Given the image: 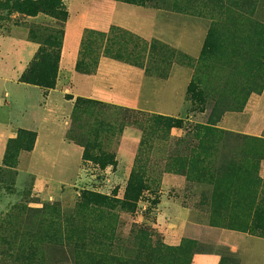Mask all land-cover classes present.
I'll list each match as a JSON object with an SVG mask.
<instances>
[{
	"label": "rangeland",
	"instance_id": "374dc122",
	"mask_svg": "<svg viewBox=\"0 0 264 264\" xmlns=\"http://www.w3.org/2000/svg\"><path fill=\"white\" fill-rule=\"evenodd\" d=\"M7 1L0 0V38L14 33L25 34L30 41L41 46L42 40L57 30L65 33L70 15L81 16L89 9L99 19L105 17L111 23L131 27L140 25L144 21L143 16H150L147 13H164L167 16H150L148 23L154 25L153 29L168 31L177 39L182 40L183 36L189 43H195L200 34L196 24L189 20L204 22L207 31L215 23L220 30L223 48L201 63L199 59L202 53L195 59L156 37L148 40H156L180 55L167 56L168 50L160 49L153 64L146 56L147 68L153 69L151 74H145L147 78L163 83L170 77L173 65L184 68L189 77L183 87L182 80L176 79L177 85L180 83L179 87L185 93L182 113L174 117L184 121L182 128L172 129L169 133L147 131L148 142L141 153L142 131L136 125L125 126L123 120L136 118L145 127L148 115L159 114L83 98L101 102L102 106L87 108L82 112L75 123H71V133H67L66 139L81 148L82 154V145L89 141L92 158L101 160L84 162L80 154L77 178H73L72 183L57 185L48 192L45 190L46 182L38 178H30L21 185L17 183L18 164L23 171L20 176L24 177L28 153L18 155L15 168L8 169L1 165L0 264H193L195 256L211 255L219 257V264H264V163L239 160V149L223 140L225 134H238L225 130L230 127L249 131L252 135L247 137L252 138V142L243 152L247 157H257L254 155L257 153L255 140L264 143V89L261 94L252 95L251 102L247 101L240 111L226 112L222 116L219 114V110L229 104L224 99L229 98L227 86L236 77L232 68L236 67L240 72L237 75L243 73L247 65H253L264 51V0H132L135 3L124 0H61L67 13L66 22L56 20L50 12L26 16L9 11ZM125 6H129V10L123 9ZM111 27L130 32L117 25ZM28 29L34 30L36 39L29 37ZM85 30L102 32L87 28L83 34ZM120 40L127 41L128 38L119 36ZM130 47L127 45L119 51L127 54ZM93 51L84 57L80 56V52L78 54L77 61L89 63L93 70L91 75L77 72L82 77L95 76L100 59L106 58L100 56L96 48ZM119 63L126 66H123L125 69H130L129 65ZM159 71H163L165 79L153 75ZM116 74L112 67L102 74L101 80L106 81L103 82L105 88L116 87L118 91L126 92L130 100H135L140 76L128 72L121 78ZM195 74L208 95L205 115L194 114L186 102L187 89ZM4 83L0 79L1 105L10 101L5 97L10 90L4 88ZM216 101L219 105L211 118L220 121L227 115L224 124L227 128H220L217 125L219 121L211 127L215 130L216 144L209 146L211 148L206 154L200 155L191 130L206 124ZM168 103L172 111L179 109L175 105L176 100L173 103L169 100ZM32 106L33 103H30L31 113L34 109ZM1 107L0 120H5L7 105ZM11 108L12 124L24 123L18 116L21 108ZM129 111L141 112L143 116ZM27 113L30 115L28 109ZM107 124L111 126L110 129L105 128ZM125 131L131 132L124 135ZM70 137L74 140H70ZM138 153L147 188L130 209L124 205V194ZM47 154L48 150L40 146L36 155L42 160ZM105 155L112 162L104 160ZM196 156L204 160L203 164L199 163L203 167L202 174H192L187 179L184 176L186 167ZM243 191L248 194L254 192L256 203L249 213L251 217L247 231L238 232L233 227L247 222L248 210L244 206L250 202L247 196L244 205L238 204ZM87 194L100 195L108 200L95 203L94 198L88 196L82 202ZM142 230L153 235L152 242L170 249L174 258L142 255L139 247L143 242L137 239ZM186 243L191 249L187 258L186 251L180 255L178 251L186 249Z\"/></svg>",
	"mask_w": 264,
	"mask_h": 264
},
{
	"label": "crops",
	"instance_id": "0c3cea01",
	"mask_svg": "<svg viewBox=\"0 0 264 264\" xmlns=\"http://www.w3.org/2000/svg\"><path fill=\"white\" fill-rule=\"evenodd\" d=\"M103 4L110 8L108 4ZM128 8L129 6L123 7L126 10H129ZM144 13L147 12L144 11ZM147 14L150 16H167L164 13L155 12ZM150 16H143L144 21L140 25L131 27L117 22H112V24L111 20H107L105 17L99 19L89 9L85 10L81 16H77L74 13L70 15V18L66 22L62 42L56 86L53 90L49 91H43L39 87L19 82L20 76L34 59L39 45L30 41L25 34L14 33L0 38V79H3L5 82L4 88L10 90V93H5V97L10 100L9 102L7 101L8 103H5L7 105V118L0 120V166L2 165L8 141L14 137L19 129L33 131L37 134L34 148L32 152L28 153V162L24 170V177L20 176L23 171L20 170L18 164L17 183L19 185L30 178H38L46 182L47 188L45 190L48 192L57 185L72 183L74 181L73 178H77L79 156L82 154V150L66 139V135L71 127V114L76 98H92L166 117L174 118L181 115V107L185 100V93L181 91V88L186 84L187 78L189 77L186 70L182 67L173 65L170 77L163 81V83L147 78L143 69L132 66H128L130 69H125L124 67L126 66L123 64L107 58L100 59L98 71L95 76L82 77L75 70L83 30L92 28L106 32L112 25L127 28L130 32L146 41L156 37L180 48L191 58L196 59L199 57L207 35L206 32L208 33L204 22L189 20L190 22H194L196 28L200 31L195 43H189L183 36L181 40L175 38L168 31L158 30L157 28L153 29L154 25L152 26L147 21ZM108 67L114 68L117 71L116 75H121V78H124L128 72L140 76L138 87L135 90L137 95L135 100H130L125 95L126 92H120L116 87L105 88L104 83L106 81L101 80V76L106 72ZM176 79H179L178 81L182 80L183 84L181 88L179 87L180 83L177 85L178 81L176 82ZM159 87L161 88L160 92ZM68 97H72L73 99L70 100ZM169 100L172 103L176 100L175 105L180 110L172 111L169 108ZM251 100L252 96H250L248 102H251ZM30 103H33L32 109H34L32 113L29 107ZM6 105L0 104V108H2L1 106L4 108ZM11 107L21 108L18 116H20L21 122L24 123L20 122L21 124H19L13 121L14 124H12ZM27 109L30 111V115H27ZM226 116H223L222 120L217 124L222 129L227 128L224 125L226 124ZM225 130L238 133L235 134L236 136L247 137L252 135L249 131L239 128L230 127ZM129 132L131 131H125L124 135L129 134ZM230 135L232 134L230 133ZM40 146H44L45 150H48V156L42 160H39L36 155ZM51 151H55L56 153L50 154ZM21 158L22 156H20L19 161ZM192 263L219 264L220 259L216 255L195 256Z\"/></svg>",
	"mask_w": 264,
	"mask_h": 264
},
{
	"label": "trees",
	"instance_id": "16d2710c",
	"mask_svg": "<svg viewBox=\"0 0 264 264\" xmlns=\"http://www.w3.org/2000/svg\"><path fill=\"white\" fill-rule=\"evenodd\" d=\"M18 1H21L19 3ZM37 1V4L33 2ZM126 3L132 2V0H124ZM9 11H16L17 13L24 14L26 16H35L39 12H50L52 17L60 22H66L67 13L63 9V5L61 0H8ZM139 6H143V4H138ZM264 35V31L262 32ZM29 37L32 39H36L35 32L33 29H28ZM220 30L218 29V25L212 23L207 37L205 39L202 55L199 59L201 63H204L212 56L218 54L222 48V41L219 38ZM119 36L127 37V41H119ZM64 32L62 30H57L55 33L46 36L40 43L39 49L31 61L27 69L22 73L19 78L20 83L32 85L39 87L43 91L53 90L56 86V79L58 75V64L60 61L62 42H63ZM127 45H131L129 52L127 54H121L119 49L122 47H126ZM96 48L100 56L109 58L111 60L125 63L129 66L137 67L143 69L146 74H151L153 69L147 68L146 65V56L151 60V63H155L156 53L160 49L168 50L166 54L167 56H179L180 54L172 49H169L166 45L156 41H146L128 31H124L118 27H111L107 33L97 32L93 30H85L82 35L81 43H80V56L84 57L87 55H91L94 53L93 49ZM159 55V54H158ZM186 58V57H184ZM187 59V58H186ZM161 63L163 60L160 61ZM245 71L239 75L240 73L237 68H232V72L236 74L234 80L227 86V92H229V98L224 99L228 101V105L225 106L222 110H219V114L221 116L226 112H238L240 111L249 100L252 95H259L262 93L264 89V51L258 60H255L253 65H247ZM76 72L82 73L84 75H91L93 73L92 65L85 62L76 63L75 67ZM154 70L156 71L157 69ZM195 72V71H194ZM156 77L161 79H165V75L163 71H159L158 73L153 74ZM207 93L204 92L201 87V80L195 74L192 82L189 84L187 89L186 102L189 103L190 107L194 110V114L196 115H205L208 108L207 101ZM72 100V97H68ZM219 102H215L214 107L211 109L210 114L207 118V122L205 125H199L191 130L192 136L196 139V149L200 150L201 154H204L211 148L209 146H213L216 144V136L214 134L215 130H212L211 127L215 126L219 121L218 119L213 120L211 118V114L216 111ZM97 106H102L101 102L85 100L83 98H76L74 101V107L71 114V123H75L79 115L84 112L87 108H95ZM126 111V110H125ZM130 113L135 114L136 116H143V113L137 111H129ZM133 118V117H132ZM123 124L126 125H136L142 131V139L140 142V153L143 146H145L148 142L147 140V131H164L165 133H169L172 129H180L182 128L183 122L182 120H177L170 117H163L161 115H148L145 123V127L143 124H140L141 121H137L136 118L129 117L123 120ZM214 122V123H213ZM149 124V125H148ZM123 125V126H124ZM102 126H104L102 124ZM105 128L110 129V125H105ZM71 133V128L68 131ZM146 134V135H145ZM37 134L33 131H26L19 129L14 137H12L6 146V152L2 161V166L4 168H15L18 164L17 157L21 152L30 153L34 148V144L36 141ZM74 140L70 137V140ZM226 144H233L236 148L239 149V160H257V162H264V143L260 140H255V150H257V157H247L243 151L247 150L249 147V143L252 142V138L240 135H230L225 134L223 138ZM231 142V143H229ZM186 143H188L186 141ZM253 145V144H252ZM253 145V146H254ZM82 159L83 161L94 162L101 159L92 158L90 154L91 144L89 141L84 142ZM206 154V153H205ZM138 156L136 157L133 170L131 172L129 181L127 183L125 194H124V205H128L129 208H132V205H135L139 198L141 197L144 190H146V185L144 181V172L141 167V160ZM104 160H110L109 156H103ZM188 162V159H186ZM204 160L201 156H196L195 159L190 160V164L186 167V173L184 176L186 178H191L192 174H199L201 176L203 167L199 166V163L203 164ZM189 163V162H188ZM111 164V163H110ZM249 179V175L246 174ZM256 194L253 192L252 194H248L247 191H243L240 196V204L244 205L245 197H250V202L244 206L247 208V222L242 225L233 227L235 231L238 232H246L249 226V220L251 215L250 212L253 211L256 203ZM94 198L92 200L95 203L106 202L108 199L106 197H101L100 195L87 194L84 198H82V202H85L87 197ZM249 214V215H248ZM245 218V219H246ZM152 234L149 231H140L137 235V239L142 241L143 244L140 243V253L142 255L154 254L162 257H166L167 259H173L174 253L162 246L161 243L152 242ZM179 255L186 251V258L190 255V246L186 243V249L178 250ZM178 259H175V261ZM178 262V261H177ZM132 264V263H130ZM142 264H149L148 262H142Z\"/></svg>",
	"mask_w": 264,
	"mask_h": 264
}]
</instances>
